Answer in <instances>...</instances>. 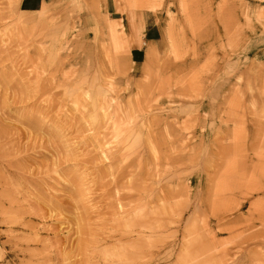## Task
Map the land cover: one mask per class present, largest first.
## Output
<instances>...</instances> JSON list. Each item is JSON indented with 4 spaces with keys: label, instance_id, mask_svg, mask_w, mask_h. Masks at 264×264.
<instances>
[{
    "label": "rangeland",
    "instance_id": "obj_1",
    "mask_svg": "<svg viewBox=\"0 0 264 264\" xmlns=\"http://www.w3.org/2000/svg\"><path fill=\"white\" fill-rule=\"evenodd\" d=\"M0 264H264V0H0Z\"/></svg>",
    "mask_w": 264,
    "mask_h": 264
},
{
    "label": "crops",
    "instance_id": "obj_2",
    "mask_svg": "<svg viewBox=\"0 0 264 264\" xmlns=\"http://www.w3.org/2000/svg\"><path fill=\"white\" fill-rule=\"evenodd\" d=\"M44 0H21L22 6L27 10H35L42 6ZM152 24L149 21V18L146 21L145 25V36H152Z\"/></svg>",
    "mask_w": 264,
    "mask_h": 264
},
{
    "label": "bare ground",
    "instance_id": "obj_3",
    "mask_svg": "<svg viewBox=\"0 0 264 264\" xmlns=\"http://www.w3.org/2000/svg\"><path fill=\"white\" fill-rule=\"evenodd\" d=\"M33 179H34V178H33ZM44 180H45V179H44ZM48 181H49V180H48ZM48 181H46V182H48ZM43 196H44V195H43ZM55 197H56V196H55ZM52 206H53V205H52ZM50 207H51V206H50ZM52 208H53V207H52ZM50 215H51V214H50ZM57 220H58V219H57ZM57 222H58V221H57ZM79 231H80V229H79ZM79 231H78V232H79ZM57 236H58V235H57ZM67 238H68V237H67ZM67 238H66V239H67ZM41 242H42V241H41Z\"/></svg>",
    "mask_w": 264,
    "mask_h": 264
}]
</instances>
